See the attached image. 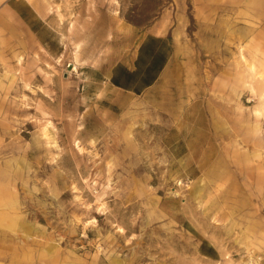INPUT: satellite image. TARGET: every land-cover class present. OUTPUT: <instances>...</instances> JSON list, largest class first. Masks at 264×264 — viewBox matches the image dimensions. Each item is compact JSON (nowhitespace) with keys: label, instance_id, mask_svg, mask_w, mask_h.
<instances>
[{"label":"rangeland","instance_id":"1","mask_svg":"<svg viewBox=\"0 0 264 264\" xmlns=\"http://www.w3.org/2000/svg\"><path fill=\"white\" fill-rule=\"evenodd\" d=\"M5 2L0 264H264V0H32L44 45ZM162 13L178 65L101 115Z\"/></svg>","mask_w":264,"mask_h":264},{"label":"crops","instance_id":"2","mask_svg":"<svg viewBox=\"0 0 264 264\" xmlns=\"http://www.w3.org/2000/svg\"><path fill=\"white\" fill-rule=\"evenodd\" d=\"M29 2L6 0L3 10L10 12L32 39L44 45L42 30L45 26V12L42 10L41 13ZM164 17L162 13L153 21L144 30L135 47L122 58L104 61L98 66L91 65L95 83H92L94 85L88 97L94 99L92 102H96L95 106L101 110V115L124 111L134 97L153 87L171 65H178L176 53L180 47L179 38L182 33L178 26L169 29V26L163 23Z\"/></svg>","mask_w":264,"mask_h":264},{"label":"bare ground","instance_id":"3","mask_svg":"<svg viewBox=\"0 0 264 264\" xmlns=\"http://www.w3.org/2000/svg\"><path fill=\"white\" fill-rule=\"evenodd\" d=\"M31 3H32V0H29ZM58 60L60 61L61 60V56L60 57H58ZM73 70H76V66L74 65V67H73Z\"/></svg>","mask_w":264,"mask_h":264}]
</instances>
